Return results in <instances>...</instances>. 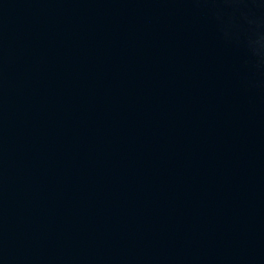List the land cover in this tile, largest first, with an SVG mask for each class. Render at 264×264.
Instances as JSON below:
<instances>
[{
	"label": "water",
	"instance_id": "obj_1",
	"mask_svg": "<svg viewBox=\"0 0 264 264\" xmlns=\"http://www.w3.org/2000/svg\"><path fill=\"white\" fill-rule=\"evenodd\" d=\"M0 264H264V0H0Z\"/></svg>",
	"mask_w": 264,
	"mask_h": 264
}]
</instances>
